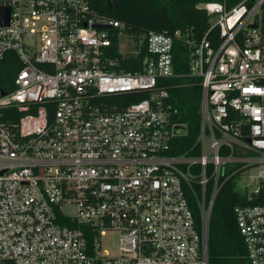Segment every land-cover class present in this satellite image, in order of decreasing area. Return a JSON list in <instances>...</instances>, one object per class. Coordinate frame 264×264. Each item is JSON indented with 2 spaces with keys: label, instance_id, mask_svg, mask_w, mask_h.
Returning a JSON list of instances; mask_svg holds the SVG:
<instances>
[{
  "label": "built area",
  "instance_id": "obj_1",
  "mask_svg": "<svg viewBox=\"0 0 264 264\" xmlns=\"http://www.w3.org/2000/svg\"><path fill=\"white\" fill-rule=\"evenodd\" d=\"M263 5L200 4L210 27L184 40L132 33L89 0H0V78L4 61L19 63L0 79V264H210L213 204L242 176L236 188L263 202L237 205V225L248 262L264 264ZM182 40L201 87L190 155L169 153L187 133L168 82Z\"/></svg>",
  "mask_w": 264,
  "mask_h": 264
},
{
  "label": "trees",
  "instance_id": "obj_2",
  "mask_svg": "<svg viewBox=\"0 0 264 264\" xmlns=\"http://www.w3.org/2000/svg\"><path fill=\"white\" fill-rule=\"evenodd\" d=\"M241 0H89L92 15L107 17L126 24L132 33L157 31L173 33L179 30L184 37H203L210 27V15L197 6L206 2H223L228 8ZM114 43L118 45V30L109 28ZM261 30L264 32V5L261 12ZM175 44L174 67L175 76L168 79L170 85V101L179 110L178 121L187 128L185 135L174 140L169 153L174 155H190L196 150L195 144L201 124L200 99L201 87L199 80L189 74L188 49L185 41ZM142 55L140 56V59ZM140 60L131 58L123 67L134 71ZM17 63V62H16ZM1 81L8 83L19 68H13L4 61ZM3 75V76H2ZM8 89V86H5ZM130 99L144 97L129 96ZM210 188V187H209ZM236 182L226 180L213 204L209 219L208 248L210 264H250L246 256V247L239 233L235 207L247 203H261L262 197L257 196L251 202L241 193L236 192ZM209 191V189H208ZM264 193V190H263ZM199 222L201 223V206L195 197L190 202Z\"/></svg>",
  "mask_w": 264,
  "mask_h": 264
},
{
  "label": "water",
  "instance_id": "obj_3",
  "mask_svg": "<svg viewBox=\"0 0 264 264\" xmlns=\"http://www.w3.org/2000/svg\"><path fill=\"white\" fill-rule=\"evenodd\" d=\"M9 8L7 7H1L0 8V24H8L9 23ZM97 26H100L99 24H97ZM251 27H259V15H257L255 17V23L251 25ZM185 128L183 126H178L176 128V132L177 133H184ZM236 192H239L241 194H244V190L242 187L236 188L235 189Z\"/></svg>",
  "mask_w": 264,
  "mask_h": 264
},
{
  "label": "rangeland",
  "instance_id": "obj_4",
  "mask_svg": "<svg viewBox=\"0 0 264 264\" xmlns=\"http://www.w3.org/2000/svg\"><path fill=\"white\" fill-rule=\"evenodd\" d=\"M245 176H242V177H237L236 178V183L237 184H245ZM66 211L70 214H74L75 211H74V208L71 207V206H66ZM103 248H106V249H112V239H111V236H106L104 237L103 239Z\"/></svg>",
  "mask_w": 264,
  "mask_h": 264
}]
</instances>
